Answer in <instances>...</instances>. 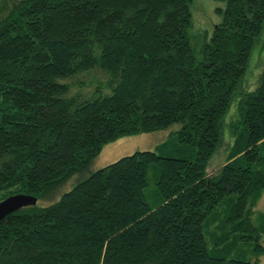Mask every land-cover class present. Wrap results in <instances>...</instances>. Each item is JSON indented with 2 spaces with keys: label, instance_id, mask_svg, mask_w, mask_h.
<instances>
[{
  "label": "trees",
  "instance_id": "16d2710c",
  "mask_svg": "<svg viewBox=\"0 0 264 264\" xmlns=\"http://www.w3.org/2000/svg\"><path fill=\"white\" fill-rule=\"evenodd\" d=\"M213 1L193 35L194 0H0V202L38 201L0 221V264H258L264 69L240 86L264 0ZM167 130L92 171L108 143Z\"/></svg>",
  "mask_w": 264,
  "mask_h": 264
},
{
  "label": "rangeland",
  "instance_id": "374dc122",
  "mask_svg": "<svg viewBox=\"0 0 264 264\" xmlns=\"http://www.w3.org/2000/svg\"><path fill=\"white\" fill-rule=\"evenodd\" d=\"M223 4L213 0H194L191 6L193 15L192 34L196 35L203 31L210 32L220 17L216 16V8H222ZM264 69V27L257 43L252 50L246 67V74L241 83L240 89L244 91L253 90L257 84V78ZM231 114L226 118L227 122ZM226 122V123H227ZM170 130L153 133L139 134L121 137L118 140L105 145L101 153L94 159L91 165L92 171L104 168L121 157L128 156L138 151H154L162 142L169 137ZM230 139L224 134L223 142L215 153L207 167V175H216L225 164L229 151ZM256 212H264V193L256 206ZM258 264H264V254L260 257Z\"/></svg>",
  "mask_w": 264,
  "mask_h": 264
},
{
  "label": "water",
  "instance_id": "95a60500",
  "mask_svg": "<svg viewBox=\"0 0 264 264\" xmlns=\"http://www.w3.org/2000/svg\"><path fill=\"white\" fill-rule=\"evenodd\" d=\"M37 202V198L25 194H18L5 199L0 202V221L25 207L36 205Z\"/></svg>",
  "mask_w": 264,
  "mask_h": 264
}]
</instances>
